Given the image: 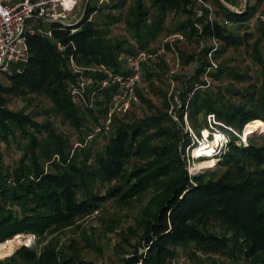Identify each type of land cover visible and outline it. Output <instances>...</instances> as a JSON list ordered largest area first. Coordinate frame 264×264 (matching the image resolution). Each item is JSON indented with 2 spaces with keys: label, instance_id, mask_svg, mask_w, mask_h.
<instances>
[{
  "label": "trees",
  "instance_id": "16d2710c",
  "mask_svg": "<svg viewBox=\"0 0 264 264\" xmlns=\"http://www.w3.org/2000/svg\"><path fill=\"white\" fill-rule=\"evenodd\" d=\"M91 1L83 18L75 24H51V38L28 34L27 60L11 73L0 76V144L9 143L11 138L23 143L17 162L10 168L3 165L0 150V244L17 233L41 235L50 228L70 225L76 217L96 211L107 199L128 204L131 198H140L151 191L136 217L141 229L138 241L123 264L139 260L143 264H170L180 251L187 252L192 246L207 253L228 251L231 254L233 248L229 247V241L233 246L238 245L245 257L258 258L264 264V143L256 142L257 137L251 134L246 145H238L234 137L221 158L225 167L223 174L217 178H213L212 171L189 174L184 153L191 138L183 122L186 113L197 134L199 113L204 121L207 115H213L218 121L237 126L238 130L257 121L264 123V84L258 90L229 89L231 95L226 96L220 91L212 92L211 84L203 79L210 50L215 48L211 57L216 59L226 47L242 43V38L218 19L247 22L264 0L246 5L240 14L220 0H207L215 9L216 19L212 22L207 19V9L195 0H151V9H145L137 1L131 10L135 46L125 44L124 40L106 39L89 19L103 8L120 9L122 1L115 5L96 2L94 6ZM197 11H201L200 17ZM167 13L186 16L177 31L187 30L185 35L194 40L197 49L186 57V61L195 62L193 72L172 96L178 98L176 105L179 107L173 110L177 120L166 110L129 122L120 121L103 149L91 160L84 146L75 151L52 127L49 119L37 121L31 112L7 107L12 96L42 95L52 103L50 112L59 113L63 120L78 128L81 121L70 94L78 74L72 71L70 58L78 66L103 64L120 71L125 56L141 49L150 50L148 40L160 31ZM40 28L44 29L41 25ZM57 42L63 46L62 51L57 48ZM172 46L164 43L166 51L173 49ZM253 51L258 59L257 48ZM120 53L123 54L119 56ZM154 61L156 58L143 64V85L136 90L139 99L151 107V101L143 95L144 87L149 84L146 80L158 75L151 67ZM160 61L162 66L166 65V60ZM214 70L209 74L219 77L224 69L218 66ZM84 73L95 80L103 76ZM113 90L112 87L100 90L103 97L98 108L105 116ZM163 99L167 109L166 93ZM84 106L92 116L93 110ZM113 116L109 123L112 118L115 120ZM20 143L17 142L19 146ZM78 143L82 146L83 138H79ZM80 154L81 159L78 158ZM133 158L143 162L130 167ZM232 167L234 172H231ZM98 181L114 183L101 194L96 187ZM213 222L225 228L229 235L209 232L208 225ZM139 247L143 249L141 252ZM0 264L94 263L79 258L74 251L64 252L55 246L38 251L33 246L21 245L4 261L0 260Z\"/></svg>",
  "mask_w": 264,
  "mask_h": 264
},
{
  "label": "rangeland",
  "instance_id": "374dc122",
  "mask_svg": "<svg viewBox=\"0 0 264 264\" xmlns=\"http://www.w3.org/2000/svg\"><path fill=\"white\" fill-rule=\"evenodd\" d=\"M120 1H122L120 9L112 10L103 8L93 13L89 19L104 33L106 39L124 40L126 42L125 44L135 46L137 45V40L134 37V29L131 27L134 21L131 10L137 1H140L143 7L148 9L151 0H108L106 5H115ZM220 1L224 4L227 3L228 5L234 6L236 8L235 11H244L246 5L251 6L255 3V0ZM85 2L86 0L81 1L79 8L74 12L76 18H69L68 24H75L80 19ZM96 2L97 0H92L90 3L91 6L96 5ZM150 13L152 14V10H150ZM263 13L264 1L258 6L257 11L250 16L247 22L238 23L236 21H228L231 25L227 29L242 38V43L237 46L226 47L217 55L216 59H213L217 64V68L220 66L224 70L219 77L212 76L209 74L210 72L208 73L207 78L211 84L209 89L212 92L220 91L228 96L231 95V92L228 91L229 89L247 88L249 90H258L264 84V35L262 31L264 29L261 28L257 20ZM114 18L118 20L115 21ZM185 18L186 16L180 13H167L160 31L153 39L148 40L147 46L155 54L167 40V42L173 40V49L170 51L167 50L163 56L156 55V61H154L155 63L151 67L158 72V75L152 79H147L146 82L149 84L144 87L145 94L142 91L143 96L151 101L153 107L148 106L147 103L139 99L138 104L133 105L128 112L115 111L113 113L115 120L112 118L106 127L103 124L106 122L107 116H105V112H99L98 108V103L103 97L100 93L101 91L95 94L93 106L89 108L93 110L92 116L88 113L87 107L71 95V100L77 108V115L81 121V125L78 128L63 120L59 113L50 112L52 110V103L42 95L29 94L22 97L12 96L8 100L7 107L12 110L24 109V112H31L37 121L43 122L49 119L52 127L72 144L75 151H80L84 146L88 152V158L92 160L95 153L103 149L109 135L112 134L120 121L129 122L134 119L149 116L152 113L166 110L168 113L173 114V110H175L176 104L178 103V98L177 96L172 98V96L182 87L185 78L194 70L193 66L195 62L193 60L186 61V57L197 51L194 40L188 39L185 35L187 30L183 32L177 31L178 25ZM223 20L226 19H218L219 22ZM151 21L152 17H150L149 22ZM40 25L45 30H48L51 24L33 19L26 21V28L37 29L40 28ZM176 36H182L183 38L175 39L174 37ZM254 47L259 52L258 59L254 56ZM122 54L120 53L119 56ZM160 59L166 60L165 66H162ZM158 63L160 66L157 65ZM87 79V77L84 78L85 81ZM1 81L7 83L4 78H1ZM92 84H85V86L87 85L88 91L95 89L90 87ZM164 93H166V97L169 99V107L167 109L163 102ZM172 116L177 120L174 114ZM196 118V126L199 127L198 134L191 126L186 113L183 116L185 130L188 131L189 137L191 138L190 146L186 147L184 153L186 158L185 167L189 174L212 171L214 173L213 178H217L225 172L221 158L227 149V144L232 138L236 137L235 141L238 145H246L248 136L244 140L243 128L238 130L237 126H229L223 121H218L213 115H207L205 121L201 113ZM205 132H207V136L204 135ZM219 135L220 138L221 136L223 137L221 141L218 140ZM251 136L257 137L256 142L264 143V131L254 133ZM79 138H83L82 146L78 143ZM215 140L218 143L213 148L212 156H198L195 154L196 148L210 147ZM17 142L20 143L16 138H11L9 143L1 142L0 150L4 166L10 168L12 164L17 162L23 144L20 143L21 146H19ZM81 157V154L78 155V158L81 159ZM212 157L215 158L212 166L204 168L197 167L198 164H201L200 162ZM141 162L143 160L133 158L129 166H133L134 163L141 164ZM231 172H234L233 167ZM113 183L114 181H98L96 182V187L101 194H104L107 188L113 185ZM150 196L151 191L145 193L140 198H131L128 204H122L114 199H107L99 205L96 211L86 216L76 217L75 222L70 225L50 228L41 235L36 234V240L27 246H33L38 251H42L46 246H55L58 250L64 252L74 251L79 258L94 264H123L124 260L130 257L133 246L138 241L141 229L136 224V217ZM207 230L217 235L225 233L229 235V232L227 230L225 231V228L216 222L209 224ZM7 246L11 248V254L20 247L19 244H16V247H14V244H8ZM229 247L233 248L231 254L228 251L225 253H207L203 250H196L192 246L187 252L180 251L170 264H263L258 258L254 260L245 257L238 250V245L233 246L231 241H229ZM142 250V247H139V252ZM178 250L180 249L178 248ZM10 255L2 257L0 260L4 261ZM8 262L9 260L6 259L5 263Z\"/></svg>",
  "mask_w": 264,
  "mask_h": 264
},
{
  "label": "built area",
  "instance_id": "2783aa9c",
  "mask_svg": "<svg viewBox=\"0 0 264 264\" xmlns=\"http://www.w3.org/2000/svg\"><path fill=\"white\" fill-rule=\"evenodd\" d=\"M82 0H0V76L9 74L12 69L27 60V52L25 49L26 37L28 34H40L43 37L51 38L52 32L50 29L42 28H26V21L29 19L45 21L50 24H68V19L76 18L75 10L79 8ZM197 3L207 9V19L212 22L216 19L214 7L207 0H195ZM108 0H97V4H107ZM229 9L237 14L242 13V10L235 11L236 8L227 5ZM201 11H197V17L201 16ZM258 22L264 29V14L257 18ZM224 27H229L231 24L227 20L220 22ZM181 39L180 36L174 37ZM168 41V40H167ZM166 41V42H167ZM165 42V43H166ZM173 40L169 42L172 46ZM214 47L217 42L213 39ZM56 46L59 50H63V46L57 42ZM173 48V47H172ZM215 48L207 53L209 65L203 73V79L208 81V73L217 68L216 62L211 57V53ZM166 49L162 45L161 49L155 54L149 50L141 49L132 55L124 57L120 71H114L110 67L103 64L81 67L74 63L70 58L72 71L77 76V82L70 87V93L76 100L92 107L95 94L108 87L114 88L111 92L108 101V111L105 126L107 127L112 114L115 111L126 112L134 104L139 101L137 88L142 84L143 64L147 61L154 60L156 55L165 54ZM84 71L91 73H101L103 76L95 80L93 77L85 76ZM88 78L86 81L84 78ZM96 85L95 89L87 90V85ZM93 85V84H92ZM91 87V85H90ZM222 136L219 141L222 140ZM36 234L32 232L17 233L12 236L10 241L18 242L17 244L28 245L36 240ZM8 240V239H7ZM5 240V241H7ZM134 264H142V261H137Z\"/></svg>",
  "mask_w": 264,
  "mask_h": 264
},
{
  "label": "bare ground",
  "instance_id": "6f19581e",
  "mask_svg": "<svg viewBox=\"0 0 264 264\" xmlns=\"http://www.w3.org/2000/svg\"><path fill=\"white\" fill-rule=\"evenodd\" d=\"M261 131H264V123L262 121H257V122H254L250 125H247L245 128H244V133H243V138L244 140L247 138L248 135H251V134H254V133H257V132H261ZM205 136H207V132L204 133ZM247 140V139H246ZM218 141L215 140L212 145H210V147H201L199 149H195V154L200 156V155H208V156H212V151H213V148L215 147V145H217ZM197 156V157H198ZM203 157V156H202ZM215 162V158H210V159H207V160H204L203 162H200L201 164H198L197 167H201V168H204V167H209V166H212ZM18 242H13L8 240L6 241L5 243H2L0 244V259L4 256H8L11 254L12 250L11 248H9L7 245L8 244H14L16 247V244Z\"/></svg>",
  "mask_w": 264,
  "mask_h": 264
},
{
  "label": "water",
  "instance_id": "95a60500",
  "mask_svg": "<svg viewBox=\"0 0 264 264\" xmlns=\"http://www.w3.org/2000/svg\"><path fill=\"white\" fill-rule=\"evenodd\" d=\"M88 2H89V0H86L85 5H84L83 12H82V14H81V16H80V20L83 18L84 14H85V10H86V6H87ZM52 24H53V23H52Z\"/></svg>",
  "mask_w": 264,
  "mask_h": 264
},
{
  "label": "crops",
  "instance_id": "0c3cea01",
  "mask_svg": "<svg viewBox=\"0 0 264 264\" xmlns=\"http://www.w3.org/2000/svg\"><path fill=\"white\" fill-rule=\"evenodd\" d=\"M226 5H228V4L226 3ZM229 6H231V5H229ZM231 7H234V6H231Z\"/></svg>",
  "mask_w": 264,
  "mask_h": 264
}]
</instances>
